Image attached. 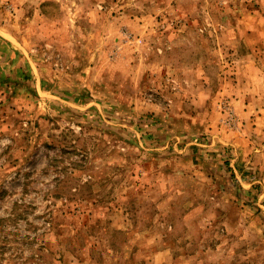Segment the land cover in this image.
Here are the masks:
<instances>
[{
  "label": "rangeland",
  "instance_id": "374dc122",
  "mask_svg": "<svg viewBox=\"0 0 264 264\" xmlns=\"http://www.w3.org/2000/svg\"><path fill=\"white\" fill-rule=\"evenodd\" d=\"M0 264H264V0H0Z\"/></svg>",
  "mask_w": 264,
  "mask_h": 264
}]
</instances>
